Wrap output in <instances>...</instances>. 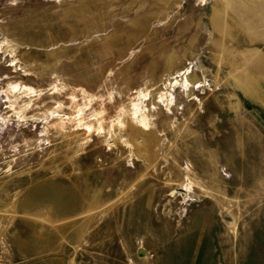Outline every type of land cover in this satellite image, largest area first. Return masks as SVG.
I'll use <instances>...</instances> for the list:
<instances>
[{"label": "rangeland", "instance_id": "obj_1", "mask_svg": "<svg viewBox=\"0 0 264 264\" xmlns=\"http://www.w3.org/2000/svg\"><path fill=\"white\" fill-rule=\"evenodd\" d=\"M256 2L0 0V264H264Z\"/></svg>", "mask_w": 264, "mask_h": 264}, {"label": "crops", "instance_id": "obj_2", "mask_svg": "<svg viewBox=\"0 0 264 264\" xmlns=\"http://www.w3.org/2000/svg\"><path fill=\"white\" fill-rule=\"evenodd\" d=\"M264 2V0H263ZM257 7V2L254 4V9H258L256 12H252L251 14H247L249 20L251 19V23L256 27V30L253 31L252 36L247 35V43L249 44H257V46H253V49L258 50L257 52L254 53V61L252 65V72L257 74L256 81H258V84L262 81H264V70H263V75L261 76V70H260V59L261 55H263V60H264V3L261 4V8H256ZM239 32H247L245 29L240 28L238 30ZM262 78H261V77ZM258 84H253V92L248 91V94L257 102L260 104L263 109H264V91L259 90Z\"/></svg>", "mask_w": 264, "mask_h": 264}]
</instances>
